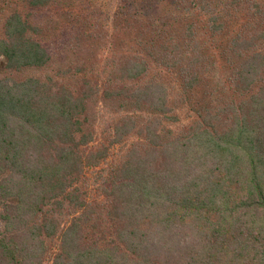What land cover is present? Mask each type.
I'll list each match as a JSON object with an SVG mask.
<instances>
[{"label": "trees", "instance_id": "trees-1", "mask_svg": "<svg viewBox=\"0 0 264 264\" xmlns=\"http://www.w3.org/2000/svg\"><path fill=\"white\" fill-rule=\"evenodd\" d=\"M115 5L0 0V264H264V0Z\"/></svg>", "mask_w": 264, "mask_h": 264}, {"label": "rangeland", "instance_id": "rangeland-1", "mask_svg": "<svg viewBox=\"0 0 264 264\" xmlns=\"http://www.w3.org/2000/svg\"><path fill=\"white\" fill-rule=\"evenodd\" d=\"M91 2H93V7H95V9L97 10V12L100 13V15L105 16V11L107 9L110 8H114L116 7V2L117 0H90ZM40 14V13H39ZM41 15H37L33 18L34 22H38L41 20ZM185 114H182V117H184ZM4 228V221L0 219V230H2Z\"/></svg>", "mask_w": 264, "mask_h": 264}]
</instances>
